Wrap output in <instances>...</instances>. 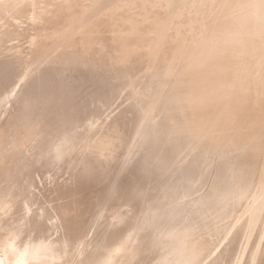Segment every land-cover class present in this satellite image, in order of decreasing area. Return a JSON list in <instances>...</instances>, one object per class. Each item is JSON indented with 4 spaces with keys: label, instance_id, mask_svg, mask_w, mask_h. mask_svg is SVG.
<instances>
[{
    "label": "bare ground",
    "instance_id": "6f19581e",
    "mask_svg": "<svg viewBox=\"0 0 264 264\" xmlns=\"http://www.w3.org/2000/svg\"><path fill=\"white\" fill-rule=\"evenodd\" d=\"M0 264H264V0H0Z\"/></svg>",
    "mask_w": 264,
    "mask_h": 264
}]
</instances>
